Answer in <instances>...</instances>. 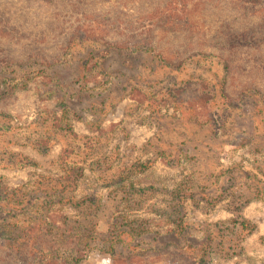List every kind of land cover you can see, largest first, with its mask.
<instances>
[{
  "label": "rangeland",
  "instance_id": "rangeland-1",
  "mask_svg": "<svg viewBox=\"0 0 264 264\" xmlns=\"http://www.w3.org/2000/svg\"><path fill=\"white\" fill-rule=\"evenodd\" d=\"M156 1L120 3L137 15ZM230 11L220 5L218 18ZM173 41L159 34L152 47ZM0 42L12 50L26 44ZM47 50L53 65L17 62L0 71V194L55 192L64 200L52 197L53 212L97 224L82 264H187L182 256L264 264V108L258 96L237 94L250 79L235 74L224 101L214 56L177 69L157 53L107 52L100 42ZM242 219L253 232L234 225Z\"/></svg>",
  "mask_w": 264,
  "mask_h": 264
},
{
  "label": "trees",
  "instance_id": "trees-1",
  "mask_svg": "<svg viewBox=\"0 0 264 264\" xmlns=\"http://www.w3.org/2000/svg\"><path fill=\"white\" fill-rule=\"evenodd\" d=\"M112 1L0 0V37L26 41L19 50L6 48L0 42V71L17 62L53 65V55L47 47L68 51L89 41L100 42L107 52L122 47L148 50L157 53L163 63L170 60L168 63L177 69L192 57L214 56L223 69V100L230 99L227 87L234 75H244L250 80L245 82V91L240 89L237 94L258 96L264 108V0H157L137 15H127L120 0L115 9L114 4L110 5ZM19 4L24 5L18 7ZM220 5L234 12L218 18L222 17ZM32 9L36 19L30 15L29 21L26 16ZM205 9L211 13L209 19ZM222 10L225 15V8ZM213 15L216 20H212ZM214 22L221 25L213 28ZM159 34L171 35L174 45L155 52L152 45ZM38 45L43 47L35 49ZM19 193L0 194V264H82L97 224L90 225L89 220L80 225L68 215L53 212L52 197H59L55 192L48 196L38 188L27 196ZM33 193L41 196L37 205L32 204ZM58 199L61 202L64 197ZM4 215L13 219L1 218ZM67 221L80 227L71 228ZM234 225L241 232L255 229L245 219ZM77 244H82V249H76ZM181 260L195 264L186 256ZM206 260L202 264H208Z\"/></svg>",
  "mask_w": 264,
  "mask_h": 264
}]
</instances>
